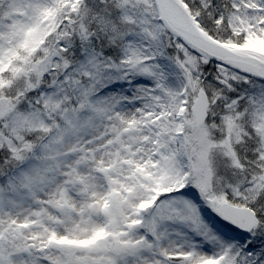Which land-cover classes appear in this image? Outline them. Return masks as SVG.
I'll return each mask as SVG.
<instances>
[{"label": "snow or ice", "instance_id": "obj_1", "mask_svg": "<svg viewBox=\"0 0 264 264\" xmlns=\"http://www.w3.org/2000/svg\"><path fill=\"white\" fill-rule=\"evenodd\" d=\"M0 264H264V0H0Z\"/></svg>", "mask_w": 264, "mask_h": 264}]
</instances>
